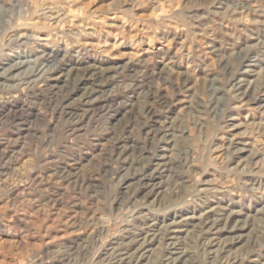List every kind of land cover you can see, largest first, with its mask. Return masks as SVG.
I'll list each match as a JSON object with an SVG mask.
<instances>
[{
  "label": "rangeland",
  "instance_id": "1",
  "mask_svg": "<svg viewBox=\"0 0 264 264\" xmlns=\"http://www.w3.org/2000/svg\"><path fill=\"white\" fill-rule=\"evenodd\" d=\"M158 3L0 8V264H264V0Z\"/></svg>",
  "mask_w": 264,
  "mask_h": 264
},
{
  "label": "clouds",
  "instance_id": "2",
  "mask_svg": "<svg viewBox=\"0 0 264 264\" xmlns=\"http://www.w3.org/2000/svg\"><path fill=\"white\" fill-rule=\"evenodd\" d=\"M146 2L149 4L155 5L156 7L160 6L158 3V0H146ZM9 3H10V0H4V3L0 4V8H3L5 10V12H7L9 10L8 9ZM192 187H193V189H195V181H193ZM249 193H251V194L259 193L261 195H264V185H261L260 187L250 188ZM194 194H195V192H194ZM262 235H264V233H262ZM256 243L259 245L260 248H264V238L258 237L256 240ZM253 250H255V248Z\"/></svg>",
  "mask_w": 264,
  "mask_h": 264
},
{
  "label": "bare ground",
  "instance_id": "3",
  "mask_svg": "<svg viewBox=\"0 0 264 264\" xmlns=\"http://www.w3.org/2000/svg\"><path fill=\"white\" fill-rule=\"evenodd\" d=\"M240 80V79H239ZM89 97V96H88ZM148 111V110H147ZM150 113V112H149ZM153 113V112H152ZM207 215V214H206ZM138 216H140V215H138ZM136 217V216H135ZM207 217H209L208 215H207ZM134 218V217H133ZM144 218V217H143ZM149 218V217H148ZM139 219V218H138ZM146 221H147V218H146ZM219 221V220H218ZM218 221H213L212 223H210V227H212V229H214L215 228V225L217 226L218 225ZM136 223H137V221H135ZM145 223V222H144ZM145 224H147V227L148 226H150V227H152L153 225L152 224H148V223H145ZM149 227V228H150ZM209 227V226H208ZM209 227V228H210ZM238 229H240V228H238V226H234V227H232V229H231V231H236L237 232V230ZM152 237H153V235H152ZM145 238V237H144ZM169 238V237H168ZM144 240V242H145V239H143ZM149 240V239H148ZM147 241V240H146ZM140 243H142L143 244V242H140L139 241V246H140ZM141 244V245H142ZM144 245V244H143ZM135 264H136V262H135Z\"/></svg>",
  "mask_w": 264,
  "mask_h": 264
}]
</instances>
